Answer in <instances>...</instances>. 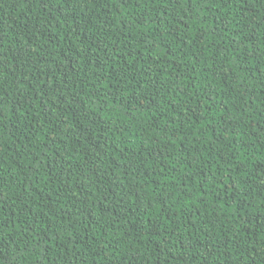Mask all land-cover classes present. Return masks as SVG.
I'll list each match as a JSON object with an SVG mask.
<instances>
[{
	"label": "trees",
	"instance_id": "trees-1",
	"mask_svg": "<svg viewBox=\"0 0 264 264\" xmlns=\"http://www.w3.org/2000/svg\"><path fill=\"white\" fill-rule=\"evenodd\" d=\"M0 264H264V0H0Z\"/></svg>",
	"mask_w": 264,
	"mask_h": 264
},
{
	"label": "snow or ice",
	"instance_id": "snow-or-ice-1",
	"mask_svg": "<svg viewBox=\"0 0 264 264\" xmlns=\"http://www.w3.org/2000/svg\"><path fill=\"white\" fill-rule=\"evenodd\" d=\"M78 195V194H77Z\"/></svg>",
	"mask_w": 264,
	"mask_h": 264
}]
</instances>
